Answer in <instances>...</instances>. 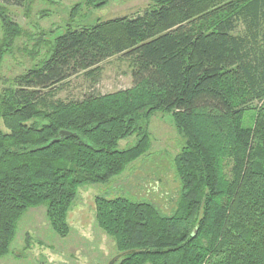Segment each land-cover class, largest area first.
<instances>
[{
    "label": "trees",
    "instance_id": "16d2710c",
    "mask_svg": "<svg viewBox=\"0 0 264 264\" xmlns=\"http://www.w3.org/2000/svg\"><path fill=\"white\" fill-rule=\"evenodd\" d=\"M27 1L0 0V62L18 33L5 8ZM262 24L264 0H155L142 14L54 37L45 58L0 92V258L30 207L45 205L65 236L78 189L145 154L150 114L166 110L185 139L174 158L180 200L165 215L148 201L97 196L95 219L120 253L116 264H264V105H252L264 100ZM116 54L134 60L131 87L53 100L55 85Z\"/></svg>",
    "mask_w": 264,
    "mask_h": 264
},
{
    "label": "rangeland",
    "instance_id": "374dc122",
    "mask_svg": "<svg viewBox=\"0 0 264 264\" xmlns=\"http://www.w3.org/2000/svg\"><path fill=\"white\" fill-rule=\"evenodd\" d=\"M155 0H107L102 7L93 8L85 0H28L24 6H8L5 12L18 28L7 52L0 62V92L13 79L41 62L54 37L66 28L91 26L124 16L142 14ZM264 30V24H262ZM243 33L245 25L239 23ZM4 32L0 21V45ZM134 60L116 54L101 62L89 73L81 71L53 87V100L80 101L93 95H103L132 86ZM253 106L264 105L254 101ZM247 109L242 125L253 124L256 110ZM0 126L4 128L2 121ZM5 130V129H4ZM148 151L131 162L124 172L106 183L84 185L78 189L67 212L68 233L54 232L45 214V205L28 208L16 224L15 238L0 264H116L119 251L113 239L97 224L95 203L97 196H122L148 201L165 215L176 210L180 200L181 182L176 175L174 158L185 144L177 131L172 115L156 110L148 121ZM136 136L118 142L124 149L133 144ZM226 174L229 175L228 168Z\"/></svg>",
    "mask_w": 264,
    "mask_h": 264
},
{
    "label": "water",
    "instance_id": "95a60500",
    "mask_svg": "<svg viewBox=\"0 0 264 264\" xmlns=\"http://www.w3.org/2000/svg\"><path fill=\"white\" fill-rule=\"evenodd\" d=\"M68 134H69V133L66 132V131H61V132L59 133L60 138L63 137V136H65V135H68ZM114 259H115V258H114ZM114 259H113L109 264H112V263L114 262Z\"/></svg>",
    "mask_w": 264,
    "mask_h": 264
}]
</instances>
